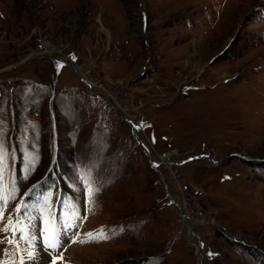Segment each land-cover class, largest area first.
I'll use <instances>...</instances> for the list:
<instances>
[{"label": "rangeland", "instance_id": "1", "mask_svg": "<svg viewBox=\"0 0 264 264\" xmlns=\"http://www.w3.org/2000/svg\"><path fill=\"white\" fill-rule=\"evenodd\" d=\"M0 145V264H264V0H0Z\"/></svg>", "mask_w": 264, "mask_h": 264}, {"label": "water", "instance_id": "2", "mask_svg": "<svg viewBox=\"0 0 264 264\" xmlns=\"http://www.w3.org/2000/svg\"><path fill=\"white\" fill-rule=\"evenodd\" d=\"M45 45V44H44ZM45 56L44 54L42 55H38V56H35V57H29L27 58L26 60L18 63L17 65L13 66L14 69H19V68H22L26 65H28L29 63H31L32 61L40 58V57H43ZM51 59L57 61V62H60V63H63L65 65H68L70 66L76 73L77 75L79 76V78L86 84L87 86V89H88V92L90 94H92V86L90 85V83L88 81H86V79L82 76V73H81V69L80 67H78L77 65H74V64H71L70 62H68L67 60L63 59V58H59V57H55V56H49ZM123 119L126 120V122L130 125L131 129H132V135H133V138L134 140L136 141V143L141 147L143 153L150 159L153 167H157V163L153 160L152 156H151V153L149 151V149L147 148V146L144 144V140H143V137L142 135L139 133L138 129L136 128L135 124L132 122V121H129L125 118V116L123 115ZM160 173V172H159ZM161 175V178L163 180V183L165 184V187H166V180H165V177L160 173ZM167 195L170 199V201L173 203V205H175L177 208H178V214H179V217H180V220L186 224L188 226V229H189V234L192 235L193 238H197L198 241L201 240L200 236L195 232V229H194V226L196 224H194L192 222V220L187 216L184 208L182 207V204L180 203L179 199L175 196H172L170 193L167 192ZM195 246V245H194ZM197 247V253H199V260L201 261L200 264L203 263V255H202V244L201 242L197 243L196 246Z\"/></svg>", "mask_w": 264, "mask_h": 264}, {"label": "snow or ice", "instance_id": "3", "mask_svg": "<svg viewBox=\"0 0 264 264\" xmlns=\"http://www.w3.org/2000/svg\"><path fill=\"white\" fill-rule=\"evenodd\" d=\"M4 161H5V156H4V148H3V145H0V174H2V170H3V165H4ZM5 202L3 200L2 197H0V220L4 219L3 217V212H4V208H5ZM17 211H21L20 209H17ZM10 219V218H9ZM82 219V218H81ZM4 233L7 234V235H11L12 233H9V229L8 227H5L3 229ZM14 231V230H13ZM103 233V230H101L100 233H98L99 235H102ZM75 235V234H74ZM90 237H92L94 234L92 233H89L88 234ZM53 236H54V239L57 241V244H56V248H52L51 245H48V247L50 248V250L52 251H57V250H60L62 251L63 250V246L59 243V240H60V237L59 236H56L55 235V229L53 228ZM106 238V237H105ZM77 241L75 240H70L69 243H75ZM10 244H11V241H10ZM55 259H62V257H60L59 255H57V257Z\"/></svg>", "mask_w": 264, "mask_h": 264}, {"label": "bare ground", "instance_id": "4", "mask_svg": "<svg viewBox=\"0 0 264 264\" xmlns=\"http://www.w3.org/2000/svg\"><path fill=\"white\" fill-rule=\"evenodd\" d=\"M188 216V215H187ZM190 218V217H189ZM191 219V218H190ZM59 233V232H58ZM57 236V234H55ZM190 237L192 238V235H190ZM52 240H54V236H50V237H47V242L49 243V245L51 244L53 249L56 248V244H57V241H55V243L51 242ZM65 240V239H64ZM64 243V242H63ZM71 244V243H70ZM58 251L60 250H57L55 251V253H57ZM40 253V252H39ZM60 255V254H59ZM61 257L62 259H59V260H56V264H67V261L64 259L65 257V254L64 256L61 254ZM36 258V256H35ZM38 258L40 259L39 261H35L33 263H37V264H44V259L48 258L47 256H45L44 254L40 253V255L38 256Z\"/></svg>", "mask_w": 264, "mask_h": 264}, {"label": "built area", "instance_id": "5", "mask_svg": "<svg viewBox=\"0 0 264 264\" xmlns=\"http://www.w3.org/2000/svg\"><path fill=\"white\" fill-rule=\"evenodd\" d=\"M172 156H173L172 152H167V153H164L161 158L165 162V160L171 158ZM188 189H189L188 187H185V190L187 193L183 192V190H182L183 197H184L183 203L187 208L191 206V196L188 195V192H189ZM185 211L187 212V210H185ZM187 213H189V212H187Z\"/></svg>", "mask_w": 264, "mask_h": 264}, {"label": "trees", "instance_id": "6", "mask_svg": "<svg viewBox=\"0 0 264 264\" xmlns=\"http://www.w3.org/2000/svg\"><path fill=\"white\" fill-rule=\"evenodd\" d=\"M134 264V263H133ZM136 264H141L140 261H137Z\"/></svg>", "mask_w": 264, "mask_h": 264}]
</instances>
